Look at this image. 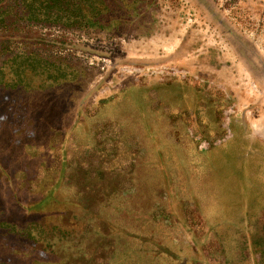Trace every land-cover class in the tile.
<instances>
[{"label": "rangeland", "instance_id": "rangeland-1", "mask_svg": "<svg viewBox=\"0 0 264 264\" xmlns=\"http://www.w3.org/2000/svg\"><path fill=\"white\" fill-rule=\"evenodd\" d=\"M105 2L0 14V264L73 263L29 200L79 264H264V0Z\"/></svg>", "mask_w": 264, "mask_h": 264}, {"label": "trees", "instance_id": "trees-1", "mask_svg": "<svg viewBox=\"0 0 264 264\" xmlns=\"http://www.w3.org/2000/svg\"><path fill=\"white\" fill-rule=\"evenodd\" d=\"M95 3H97L98 5H95ZM106 6L107 4L105 0H19L17 4L15 1L10 0L7 5L3 4L2 1H0V14L9 11L12 14H17L22 21L27 23L45 20L42 19V16L43 18L45 17L46 20L50 19L55 23H60L61 19L70 18L71 14L77 16V14H80L81 11H90L93 8L95 12L91 16L90 14L86 13V15H84L82 17L83 19L81 20L90 19V17H93L104 21V19L102 18L103 16L101 17V13L106 12ZM76 11L80 13H77ZM0 177L6 179L7 181L9 179L8 175L6 174H3L2 176L0 175ZM16 187L18 188V186ZM10 196H12L13 198V193H11ZM36 202L37 201L29 200L27 201V203L19 207V214L20 216H22L21 218H23L24 221L32 217L38 220L37 223H40H36L37 225H34V227L30 226L24 231L25 235H31V237H29L30 239L28 240L29 244L31 245V251L29 252L27 247L20 249V251L29 252L30 258H34L37 252L45 251V253H48L53 258L55 257L63 261L66 260L65 258H63V256H65V254H68L69 258L65 262L71 259L73 262L72 264H79L80 261L83 260L84 255L80 254L75 256L76 253H80L81 251V248L78 249V246L76 245H78L79 242L81 243V241H83V237L78 236V231H74L71 229H60V225H69V227L72 228L75 227L77 221H74L73 219V212L70 210V208L65 209L64 214H62L61 220L56 221L55 224H51L48 223L46 217L40 216L38 218V211H33L32 209H30ZM107 205L108 203L102 200V205H100L99 209H103ZM85 218L86 216L83 217V220H85ZM99 220V224L101 225L104 220L102 217H99ZM29 221L27 222L29 223ZM39 225L43 228V230L40 231L37 228L39 231H36V233H34L35 226ZM10 230L18 231L15 227H10ZM81 230H84V226ZM38 232L40 233L38 234ZM41 233H47V235H44L41 238ZM19 234L20 236H22L23 232H19ZM55 239L58 240V242L55 241ZM8 246L11 252L17 253V247H14V245ZM87 246L88 243H86L85 247Z\"/></svg>", "mask_w": 264, "mask_h": 264}]
</instances>
